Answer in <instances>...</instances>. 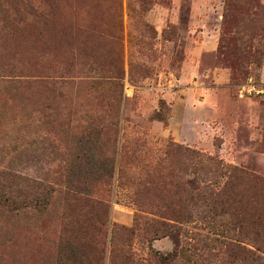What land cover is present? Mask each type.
I'll use <instances>...</instances> for the list:
<instances>
[{
  "label": "rangeland",
  "instance_id": "obj_1",
  "mask_svg": "<svg viewBox=\"0 0 264 264\" xmlns=\"http://www.w3.org/2000/svg\"><path fill=\"white\" fill-rule=\"evenodd\" d=\"M246 2L0 0V264H123L126 228L145 260L232 264L201 250L213 223L264 257V223L201 218L189 185L264 177V9Z\"/></svg>",
  "mask_w": 264,
  "mask_h": 264
},
{
  "label": "trees",
  "instance_id": "obj_2",
  "mask_svg": "<svg viewBox=\"0 0 264 264\" xmlns=\"http://www.w3.org/2000/svg\"><path fill=\"white\" fill-rule=\"evenodd\" d=\"M247 6L248 8H244V13L242 15H245V10L247 9H264L261 0H247L245 7ZM227 7L228 12L225 15V35L229 34L230 25L234 19L232 12L235 11L232 2H229ZM243 20L244 18H242V21ZM228 39L230 47L232 48L231 41H233V38L231 37ZM177 149L181 150L180 147H177ZM210 161H212V159H210ZM221 174H223V172ZM234 178L235 182L233 181ZM85 184L86 182L77 180L71 183V189L75 187L76 189L74 190L76 194H82L79 191L83 192L80 188L85 186ZM189 185L193 188L194 195L192 198L196 200V206L204 210L202 211V214H200L201 218H207V214H211L213 216L212 219L228 216L231 219V222L229 223H237L240 227L243 223H264V177L235 168L233 174L231 173L228 175L224 181L211 180L207 182L205 180H195L190 181ZM83 195L86 197L83 202L91 206L92 209L98 208V206H103V203L100 200L94 199L90 194L85 193ZM203 213L205 214L203 215ZM88 222L90 223H83L79 226L80 231L87 236L92 230L98 231V233L101 234L107 219L105 215L100 214L98 217H95V219L93 218ZM224 227V223H213L211 229L215 236H206L203 238L205 239L204 247L201 248V250H206L208 248L212 249V251L206 256L208 261L218 259V253L223 255L229 253V256L234 259L232 264H240L239 261H237L238 259L245 264H264V257L259 256L256 252L252 251V249L243 246L241 241L233 238L231 239L235 241H229L227 230L223 229ZM125 231L127 232L125 241L122 242L121 247L117 248L123 255V264H143L144 262H155V264H176L178 259L185 264L192 261L193 257H195L192 251L181 249L178 250L176 254L170 255L166 258L158 253L150 252L148 259L145 260L138 257V254L133 251V247L131 248L133 245L129 243L134 230L126 228ZM115 233L116 231L113 229L112 238ZM105 244V240L104 242H95V240L88 239L79 242L76 249L88 251L94 250L102 260L105 258L107 250ZM254 244L257 250H259L257 247L258 244ZM240 252L245 254L244 257L239 258L241 257L239 254ZM205 255L206 254L201 255L200 252L196 253L197 257H201V259L199 258L200 260H203L202 258ZM222 264H225V262Z\"/></svg>",
  "mask_w": 264,
  "mask_h": 264
}]
</instances>
